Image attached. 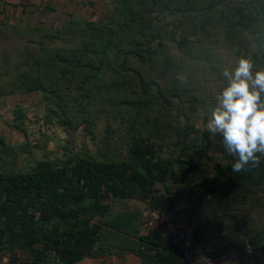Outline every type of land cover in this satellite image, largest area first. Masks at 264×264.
I'll return each instance as SVG.
<instances>
[{"label":"rangeland","instance_id":"374dc122","mask_svg":"<svg viewBox=\"0 0 264 264\" xmlns=\"http://www.w3.org/2000/svg\"><path fill=\"white\" fill-rule=\"evenodd\" d=\"M158 1L153 31L163 50L149 61H123L116 0H0V171L27 172L42 161L60 166L79 156L120 161L139 138L172 155L179 128L206 129L228 84L225 69L250 57L254 73L264 70V0ZM189 2L214 8L172 14ZM238 3L258 20L255 34L237 25ZM128 49L140 48L135 42ZM65 61L72 68L62 75ZM24 85L32 90L20 92ZM158 194H171L179 205L188 190L159 184ZM111 202L142 212L152 198ZM10 245H0V264L34 263ZM44 264L59 262L49 252Z\"/></svg>","mask_w":264,"mask_h":264},{"label":"trees","instance_id":"16d2710c","mask_svg":"<svg viewBox=\"0 0 264 264\" xmlns=\"http://www.w3.org/2000/svg\"><path fill=\"white\" fill-rule=\"evenodd\" d=\"M116 2V11L121 13L119 40L124 47L123 61L130 56L140 61L157 57L164 48L162 39L155 43L153 31V15L162 12L159 1ZM213 8L214 5L200 8L189 2L176 6L172 14L203 15ZM247 8V4L238 3L237 25L251 35L257 31L258 20ZM135 42L140 49L130 51L128 48ZM261 58L264 59V54ZM57 62L45 64L58 66ZM65 62L62 75L72 68V61ZM75 62L78 65L81 61ZM19 88L23 93L32 90L29 85ZM178 138V150L172 155H166L164 147L155 141L139 138L120 161L79 156L60 166L42 161L27 172L0 171V245L11 244L12 251L21 248L34 257L33 264H44L49 252L54 253L59 264H75L86 257L98 256L105 232L110 231L117 238L122 237L118 240L141 255L145 264H180L185 258L183 251L168 237L148 230L139 235L135 223L140 213L144 223V210L137 211L127 204L117 206L111 201L152 198L150 206L176 209L189 217L183 203L192 197L218 202L219 210L227 211L230 202H241L248 193L264 185V155L260 156L258 166L249 165L247 171L234 173L231 165L236 158L228 155L219 135L212 137L206 129L186 126L178 129ZM217 156L224 163H214ZM159 184L167 190L172 186L187 188L188 194L178 205L171 194L154 196ZM189 219L196 226L197 243L198 226ZM248 242L258 247L259 257L264 260L259 245L246 238L240 244L245 248Z\"/></svg>","mask_w":264,"mask_h":264},{"label":"crops","instance_id":"0c3cea01","mask_svg":"<svg viewBox=\"0 0 264 264\" xmlns=\"http://www.w3.org/2000/svg\"><path fill=\"white\" fill-rule=\"evenodd\" d=\"M183 206L198 226L196 244L199 254L181 259L180 264H205L202 257L216 252L222 256V264H239L244 250L240 244L243 238L253 241L264 252V185L248 193L243 201L230 202L227 211H220L218 202L192 197ZM135 224L139 235L147 233L141 213ZM129 237L138 240L136 236ZM120 238L106 231L101 243V253L75 264H145L143 257L129 250L126 244L118 240Z\"/></svg>","mask_w":264,"mask_h":264},{"label":"clouds","instance_id":"9594fccd","mask_svg":"<svg viewBox=\"0 0 264 264\" xmlns=\"http://www.w3.org/2000/svg\"><path fill=\"white\" fill-rule=\"evenodd\" d=\"M228 84L207 121L206 131L219 135L229 156L235 157L234 173L258 166L264 155V70L253 72L251 58L241 57L233 70L223 73ZM259 154V155H258Z\"/></svg>","mask_w":264,"mask_h":264},{"label":"built area","instance_id":"2783aa9c","mask_svg":"<svg viewBox=\"0 0 264 264\" xmlns=\"http://www.w3.org/2000/svg\"><path fill=\"white\" fill-rule=\"evenodd\" d=\"M144 226L148 231L168 237L174 244L179 245L185 258L199 254L195 242L196 226L189 217L179 210H161L156 207L146 206L143 211ZM205 264H222V256L219 252L212 255H204ZM161 264V263H156ZM239 264H264L259 257V249L248 242L243 250Z\"/></svg>","mask_w":264,"mask_h":264}]
</instances>
